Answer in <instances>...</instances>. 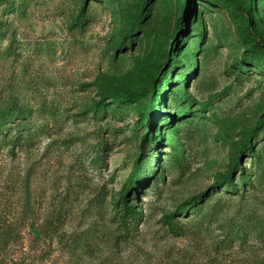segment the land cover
<instances>
[{
    "label": "rangeland",
    "instance_id": "1",
    "mask_svg": "<svg viewBox=\"0 0 264 264\" xmlns=\"http://www.w3.org/2000/svg\"><path fill=\"white\" fill-rule=\"evenodd\" d=\"M0 264H264V0H0Z\"/></svg>",
    "mask_w": 264,
    "mask_h": 264
},
{
    "label": "trees",
    "instance_id": "2",
    "mask_svg": "<svg viewBox=\"0 0 264 264\" xmlns=\"http://www.w3.org/2000/svg\"><path fill=\"white\" fill-rule=\"evenodd\" d=\"M186 2H187V0H186ZM139 92H140V90L135 89V90L130 91V92L120 93L119 95L123 99L132 100L135 97V95L137 93H139ZM137 109H138V111L140 113H149L152 110L154 111V106L152 104L139 105L137 107ZM151 123H153V122H151ZM253 134H255V130H252L251 133L249 134L248 141H250V139L253 136ZM147 139H148V134H145L144 137L142 138V142L140 144L141 151L138 153V155H137V157H136V159H135V161L133 163V167H132V169H131V171H130V173L128 175V180H127L126 186H125V189H126V192L127 193H130L131 192L133 181L135 179L139 178L140 177V174L144 171L143 160H144V154H145V141ZM149 177L150 176H147V178H149ZM226 179H228L230 182H232V180H231L232 179V174L229 173L228 176L226 177ZM199 196L197 195V196H194L192 198L196 199ZM121 201L123 202L124 212H125L123 214V216L134 213L133 206H131V204H129L127 202L126 194H122ZM164 219H165L166 223L168 224L170 230L176 232V229H175V226H174L173 220H172V213L166 214L164 216Z\"/></svg>",
    "mask_w": 264,
    "mask_h": 264
}]
</instances>
